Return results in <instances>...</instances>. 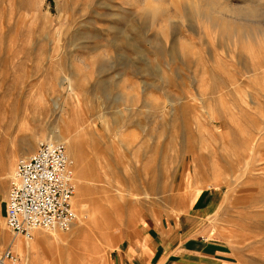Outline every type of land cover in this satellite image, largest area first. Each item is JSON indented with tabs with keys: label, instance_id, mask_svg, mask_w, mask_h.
I'll use <instances>...</instances> for the list:
<instances>
[{
	"label": "rangeland",
	"instance_id": "obj_1",
	"mask_svg": "<svg viewBox=\"0 0 264 264\" xmlns=\"http://www.w3.org/2000/svg\"><path fill=\"white\" fill-rule=\"evenodd\" d=\"M215 1L238 15L195 13ZM57 132L77 221L35 264H104L203 189L216 235L264 264V0H0V177Z\"/></svg>",
	"mask_w": 264,
	"mask_h": 264
},
{
	"label": "crops",
	"instance_id": "obj_2",
	"mask_svg": "<svg viewBox=\"0 0 264 264\" xmlns=\"http://www.w3.org/2000/svg\"><path fill=\"white\" fill-rule=\"evenodd\" d=\"M10 181L8 175L0 177V259L10 251L16 256H30L31 264L39 263L46 251L47 242L42 240L49 235L36 231L28 246L6 226ZM214 206L215 197L209 189L200 190L178 214L149 221L136 229L128 240L107 253L104 264H241L236 250L209 225Z\"/></svg>",
	"mask_w": 264,
	"mask_h": 264
},
{
	"label": "built area",
	"instance_id": "obj_3",
	"mask_svg": "<svg viewBox=\"0 0 264 264\" xmlns=\"http://www.w3.org/2000/svg\"><path fill=\"white\" fill-rule=\"evenodd\" d=\"M75 191L74 163L65 145L41 141L15 166L6 203L7 228L29 243L36 231L69 232L77 221ZM2 260L18 262L10 251Z\"/></svg>",
	"mask_w": 264,
	"mask_h": 264
},
{
	"label": "bare ground",
	"instance_id": "obj_4",
	"mask_svg": "<svg viewBox=\"0 0 264 264\" xmlns=\"http://www.w3.org/2000/svg\"><path fill=\"white\" fill-rule=\"evenodd\" d=\"M223 5H225V4H223ZM193 7H194V10H195L196 14L200 15L204 20L208 21L209 23H211L215 27H219L221 25V23L223 21H225L221 17V15H223V12H225V14H228L230 12L231 14L238 15L237 14L238 12H234L233 10H227V9H229V7H227V5L226 6H222L221 4L216 3V1L215 2H207V3H203V4H197L196 3V4H193ZM239 14L240 15L243 14L245 17H248V18L257 16L255 10H248L247 8H245V10H242V12H240ZM233 28L236 29V30L238 29V28L233 27V26L229 27L230 30H233ZM62 137L64 138V135L63 134L60 135L57 132V133H53L52 137L49 140L50 141L55 140L56 142H60V143H62L64 145H66L68 148H70L69 147L70 145L68 146V143ZM53 233H56V232H53ZM56 235L57 234H55V235L52 234V237H54V236L56 237ZM29 244H30L29 242H26V245H29ZM0 264H6V262L4 260L0 259Z\"/></svg>",
	"mask_w": 264,
	"mask_h": 264
}]
</instances>
